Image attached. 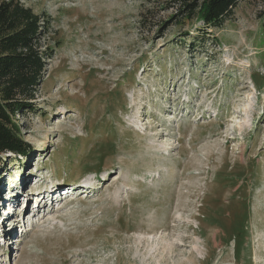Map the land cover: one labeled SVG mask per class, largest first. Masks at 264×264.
Segmentation results:
<instances>
[{
  "label": "rangeland",
  "instance_id": "1",
  "mask_svg": "<svg viewBox=\"0 0 264 264\" xmlns=\"http://www.w3.org/2000/svg\"><path fill=\"white\" fill-rule=\"evenodd\" d=\"M20 1L48 18L52 57L0 197L60 185L34 215L16 207L19 245L0 226V264H264V0L205 47L185 0Z\"/></svg>",
  "mask_w": 264,
  "mask_h": 264
},
{
  "label": "trees",
  "instance_id": "2",
  "mask_svg": "<svg viewBox=\"0 0 264 264\" xmlns=\"http://www.w3.org/2000/svg\"><path fill=\"white\" fill-rule=\"evenodd\" d=\"M242 0H185L179 12L188 20H201L203 29L191 46L210 43L207 27L221 28L234 16ZM264 20V12L260 16ZM48 18L20 0H0V168L7 153L27 158L32 146L24 139L17 115L34 112L31 99L46 70L47 58L41 42L47 33ZM184 41L189 36L185 33ZM213 41L218 42L217 36ZM215 47V46H212Z\"/></svg>",
  "mask_w": 264,
  "mask_h": 264
},
{
  "label": "bare ground",
  "instance_id": "3",
  "mask_svg": "<svg viewBox=\"0 0 264 264\" xmlns=\"http://www.w3.org/2000/svg\"><path fill=\"white\" fill-rule=\"evenodd\" d=\"M108 171V170H107ZM44 180H40V181H38V182H42L43 181V185L42 184H39V185H42L39 189H37V190H35L37 193H35L36 195L35 196H37L38 197V201H37V203H36V205L37 206H39V204L44 200V196H42V197H40V195L44 192V190L47 188V187H52V188H57L56 186H58V185H60V184H58V183H55L54 181H52V180H47V182H46V178L44 177L43 178ZM19 181V180H18ZM16 183V182H15ZM83 184H87L88 186H90V188H89V193L88 194H91L92 193V190H93V188H94V186H91V183H89V182H87V181H85V182H83ZM83 184H81V186L80 187H82V186H84ZM36 187H34V189H35ZM87 189H88V187H87ZM68 190H70V188L68 189ZM67 190V191H68ZM27 191V190H26ZM32 191V190H31ZM35 191H33V192H35ZM33 192H27L26 194L24 193V207H27L28 206V204L30 203V201L32 200V199H30L31 197H30V195L31 194H34ZM48 192V191H47ZM28 193H30V194H28ZM51 193V192H50ZM46 194V193H45ZM44 194V195H45ZM87 194V195H88ZM60 198V197H59ZM40 207V206H39ZM38 209V208H37ZM23 211H24V208H23V210L21 211V212H18V213H20V215H22V213H23ZM17 213V214H18ZM19 215V214H18ZM2 215H1V218H0V220H1V223H0V226H2V227H6V225L4 224V223H6L7 224V222H5V219L3 220L2 219ZM24 217V216H23ZM8 219L9 220H7L8 221V224H10V222L11 221H13V214H11L9 217H8ZM18 220V219H17ZM22 220V219H21ZM24 221V220H23ZM16 222V221H15ZM13 223V222H11V224L9 225L10 226V229L9 230H7L8 232L9 231H14V228L16 229V227L18 226V223L20 222H16V223ZM12 233V232H11ZM4 235V234H3ZM2 238V237H1ZM8 237H6L5 236V239H7ZM3 239V238H2ZM4 240V239H3ZM8 240H9V238H8ZM3 244V243H2Z\"/></svg>",
  "mask_w": 264,
  "mask_h": 264
}]
</instances>
